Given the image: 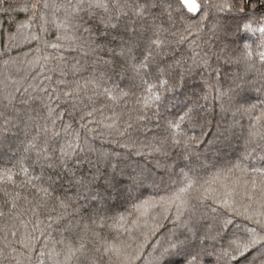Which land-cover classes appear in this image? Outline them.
<instances>
[{"label":"snow or ice","instance_id":"obj_1","mask_svg":"<svg viewBox=\"0 0 264 264\" xmlns=\"http://www.w3.org/2000/svg\"><path fill=\"white\" fill-rule=\"evenodd\" d=\"M0 264H264V0H0Z\"/></svg>","mask_w":264,"mask_h":264}]
</instances>
